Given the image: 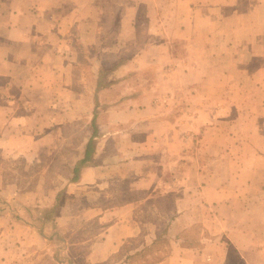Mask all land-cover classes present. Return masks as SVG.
<instances>
[{
  "label": "crops",
  "instance_id": "crops-1",
  "mask_svg": "<svg viewBox=\"0 0 264 264\" xmlns=\"http://www.w3.org/2000/svg\"><path fill=\"white\" fill-rule=\"evenodd\" d=\"M65 2L0 0V159L43 157L49 128L60 131L67 122L52 112L59 117L68 108L90 112L89 135L76 146V159L90 138L93 143L73 187L64 190L73 198L56 205V194L49 201L39 195L42 184L7 179L0 166V264H73L67 235L91 217L103 231L89 245L86 264H102L126 240L141 236L142 246L161 234L173 251L150 264H264V230L255 229L264 215H254L258 205L264 212L257 196L264 177L254 183V175L264 176V147L257 146L264 137V0ZM109 16L116 24L109 29L120 24L127 34L98 51L96 33ZM130 44L126 53L110 49ZM229 96L236 114L226 116ZM227 120L237 121V134L228 137L237 142V158L226 152V137L203 135L223 130ZM202 140L216 149L197 147ZM227 154L239 161L228 181ZM201 158H213L216 166L201 165ZM94 186L107 198L87 204L80 193ZM195 186L209 213L187 220L184 200ZM124 191L155 196L158 208L161 198L180 199L171 202L179 210L167 217L168 232L161 233L158 217L138 219L135 210L146 197ZM195 226L199 236L190 241Z\"/></svg>",
  "mask_w": 264,
  "mask_h": 264
},
{
  "label": "rangeland",
  "instance_id": "rangeland-1",
  "mask_svg": "<svg viewBox=\"0 0 264 264\" xmlns=\"http://www.w3.org/2000/svg\"><path fill=\"white\" fill-rule=\"evenodd\" d=\"M48 1L50 3L54 2L55 4L56 3L58 4L60 0L59 1L58 0H48ZM69 1L70 0H61V2H65L67 6H69L70 4L68 3ZM99 3L100 2L97 1V4ZM117 8H120V7L118 6V4H115L114 10L116 11ZM113 20H114V17H111V16L104 17L101 21V23L103 24L100 27H98L99 29L96 33V40L100 41V46L97 48L98 51L102 50L101 46H103L102 44H105V42L107 44L111 43L115 38H117V36L125 38L124 36L127 34V31H121V29H118L120 24L118 26H114L112 30L109 29L110 26L116 25L115 23H113ZM116 46L118 45L116 44ZM110 47H111L110 49L117 50L118 53L119 52L126 53L132 49L131 44H130V47H126V46L125 47L110 46ZM230 49H231L230 51H233L234 47H231ZM236 51H237V48H235V52ZM118 53H116L115 51L114 53H109V55L118 54ZM233 55H235L234 52H233ZM202 63L205 67L207 66L212 67L210 63L207 64L203 61ZM253 66H255L254 63L252 67ZM212 70L214 69L212 68ZM229 98L230 96L228 97V99ZM84 100L85 98L81 97V107H85ZM229 102L231 105L232 104L231 102H235V101L230 98ZM230 105H227V109H225L226 116L236 114L233 108V105H231V107ZM59 113L60 115L58 117L57 112H52V114H54L55 116L54 120L59 118L58 120L65 119L67 122L64 125L63 129L60 128V131L57 128H53L52 126L49 128V132H53V133L50 134L51 136H49L50 138L49 144L45 145V150L42 152L43 157H41L40 155L37 159H32L29 162L28 161L26 162L24 159H21V158L0 159V166L2 167V170L5 174V178L17 179L19 183L25 182L27 187H37L38 188L37 185L42 184L44 190L40 189V191H38L39 195L42 194L43 195L42 197L46 198V200L49 201L52 194H54V196L55 194L56 195L58 194V198H57L58 201H56L55 199L56 204H58V202L61 200H64V199L71 200L73 198V196H66V194L64 193V190L66 188L68 189V188L73 187L72 184H70V187H69V183L72 182L70 180V177L72 176V168H73L74 162L77 160L76 158L78 154V151H77L78 147L76 146L80 145L81 143H83V141L87 139L89 135V130H90L89 125H87L88 123L87 120L90 117V112L88 110H84L83 108H81V110H73V108L71 109L68 108L66 112H59ZM48 114L50 113L42 112L41 116H44V115L47 116ZM63 115H64V118H63ZM49 116H51L52 117L51 119H53L52 115H49ZM79 116H81V119L78 120L77 123H79L80 126L75 125L73 122L77 120ZM36 119L37 118H35L34 120ZM244 120L245 119H243V121ZM233 121L231 122V120H227L223 125L224 127L223 130H220V131L210 130V132H207L203 135H205V140L206 139L216 140V139L221 138L222 136H224V138L226 137L227 138L226 144H225L226 152L229 154H232V156H234L236 153V158H237V153H238L237 142L233 144V143H230L229 141L230 139H228L229 134L230 135L233 133L237 134V127L234 125L235 123L237 125V121H234V122ZM29 125L30 127H34L37 124L35 122H31ZM38 133L41 134V131L37 130V134ZM58 138H60V141H58ZM262 139H263V143H260V142L257 143V146L259 148H261L262 146L264 147V137H262ZM202 141H199V143L197 144V147H201L205 145L209 148V150H214L217 147L216 144L212 143V141H210L209 143L205 141L202 143ZM191 148L195 149V147L193 146ZM247 160L250 161V159H246L245 161ZM198 162L201 165H205L209 168H213L216 166V160H214L213 158L211 159L201 158L198 160ZM224 163L227 168L226 172H227V181H228L232 177L231 175L235 174L234 170L231 172L232 173L231 175H229L230 174L229 172L232 169H237V166H239V161L236 160V163H235V158L230 159L229 155L227 154V158H225ZM258 163L260 164V162ZM195 165H197V163H195ZM263 177L264 176L258 175V174L254 175V183L258 185L260 181L263 182ZM95 188L96 187L94 186V187H89V188L86 187L85 189H82L80 193L82 196L80 195V197H82L83 200L85 198L86 200L85 202L87 204L90 198L96 197L95 198L96 200L99 197L100 198L99 201H104L107 198L103 192L97 195L95 193ZM198 189H200V187L198 188L197 186L193 187V190L189 191L190 195L188 197V200L187 198L184 200L185 202L184 206L188 204V206L190 205V209H191L187 214L183 215L185 216L184 218L187 220H189L190 217H194L195 219H201V217H204L205 215L209 213L208 206L206 207L200 206L198 202L200 198ZM227 189L228 191H231L232 184L228 183ZM112 191H115V190H112ZM48 192H49V195H47ZM126 192L127 191H124V194ZM257 192L256 193L254 192V195L257 194ZM117 193H120V186L117 187ZM127 194H128L127 197L130 196V197L139 198V199L142 197L147 198V195H144V196L140 195L141 192L135 193V191H128ZM185 196H188V195H185ZM257 196H260L261 200L264 201V191H260V194L259 195L257 194ZM114 197L118 198V196H114ZM114 197H111V198H114ZM146 198H144V200L141 199L142 200L141 204L143 205L139 206V208L135 210L136 217L138 219H149V218L158 217L160 220L159 230L161 231V233L163 232V234L165 233V231L167 233L168 232L167 229L169 227V219L167 217H170L171 211L176 213L177 210H179L177 203L171 206V202L181 203V200L180 199L174 200V196H168V197H165V199L161 198V202H163V205L158 208V207H155L153 202L159 201V199H155V196L148 197L147 199ZM192 204L194 206H191ZM179 207L182 208V206H179ZM254 209H255L254 215L258 216V218L264 215L261 205L256 206ZM181 213H183V211H181ZM210 213H212V211ZM50 216H52V213ZM93 218L94 217H91L89 221L85 222L83 224V227H81L80 229L76 231H72L67 235L69 238L71 237L75 238V242L71 243L68 248V254L73 264H86L85 255L89 248V245L93 243L95 240H97L100 236L99 234L103 231L102 226L97 224V222ZM164 218H166V220H164ZM146 226L148 225L146 224ZM255 229L264 230V223L257 222L255 224ZM143 230H144V233L145 231H147L145 227ZM199 230L200 229L196 226L191 228V230L188 233V237L190 241H194L195 239H197V236H199L198 235ZM151 238H152L151 236L147 237L146 239L147 244L144 243V245L142 244V246H141V242L143 240L141 241V236L139 237L137 236L131 240H126L125 243H123V245L120 247L119 251L112 254L111 256H108L109 258L106 261H104L102 264H150L156 261L157 259L166 257L167 255H170V253H172L173 246L170 245L169 239L167 241L165 238H162L156 244H153V243L148 244ZM137 247H139L140 249H137ZM36 255H38L37 252H36ZM40 257L41 259H43L42 255H40ZM43 257H44L43 260H45L47 257L49 258L48 254H45ZM49 264H53V262Z\"/></svg>",
  "mask_w": 264,
  "mask_h": 264
},
{
  "label": "trees",
  "instance_id": "trees-1",
  "mask_svg": "<svg viewBox=\"0 0 264 264\" xmlns=\"http://www.w3.org/2000/svg\"><path fill=\"white\" fill-rule=\"evenodd\" d=\"M93 147V143H92V140H91V138L87 141V143H86V150H85V155H84V157L82 158V159H80V160H77L75 163H74V165H73V168H72V176L70 177V180L71 181H75V180H77V178H78V174H79V170H80V168H81V166L85 163V161H87L88 160V158H89V155H90V151H91V148ZM58 194L56 195V201H58ZM55 205H56V203H55ZM54 208L55 207H53V208H51V209H49L48 211H47V216H50L51 215V213L53 214L54 213ZM162 238H165L167 241H168V239L166 238V237H163L162 236V234H161V236H159V238L157 239V240H155L154 242H153V244H156L158 241H160ZM69 240V243L71 244V243H74L75 242V238L74 237H71V238H69L68 239ZM71 259V258H70ZM72 261V260H71Z\"/></svg>",
  "mask_w": 264,
  "mask_h": 264
}]
</instances>
